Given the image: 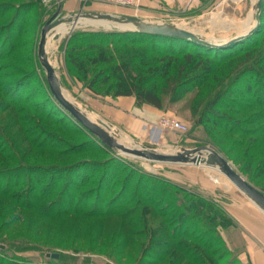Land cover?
Masks as SVG:
<instances>
[{"label":"rangeland","instance_id":"rangeland-1","mask_svg":"<svg viewBox=\"0 0 264 264\" xmlns=\"http://www.w3.org/2000/svg\"><path fill=\"white\" fill-rule=\"evenodd\" d=\"M81 1L82 6L101 4L102 12L105 13L116 15L127 13L122 7L113 4ZM255 2V0H217L214 5L207 6L205 3L195 8H185L171 13V21L159 22L178 24L193 30L211 42H221L244 33L247 28L249 29V26L254 22L253 5ZM55 4L57 5L55 1H52L45 6L37 0L36 7L32 9V12H28V9L22 10L16 24L18 25L17 33L11 35L14 38L8 35V32L11 33V31L1 29L13 12L7 9L4 10L3 16H0V44L2 46L0 51V187L1 189L6 188V191L11 192L10 195L25 188L27 174L33 172L32 169L22 170V178L7 173L8 169L16 167L19 161L29 167L37 165L50 167L51 164L62 167L77 159L89 158L95 163L92 165L96 170L95 178H93V183L74 192V197L77 199L81 197L82 204L87 203L86 205H88L90 201L92 202L93 196L84 195V191L93 190L99 175L98 172L105 170L108 172V180L113 177L111 185L114 187L111 194L100 197L101 205L104 203L106 206L112 195L120 189L125 175L130 173L132 177L128 183V192L123 195L124 201L119 203L120 199L114 203L109 209V211L113 210L110 216L102 219L68 216L47 220L34 211L28 212L19 209L10 200L0 199V258L6 256L14 258L16 261L55 264L56 262L52 261L57 259L47 256V254L54 253L60 257L58 264H152L157 259H162V264H167L170 247L162 243L164 241V243H168L166 234L174 232L187 246L195 245L194 241L200 239L199 247L201 246L203 253H213L215 255L213 257L219 259V264H249L242 256V231L227 212L226 207L233 200L240 198L247 201V199L220 172L204 166L150 162L118 154L116 151L115 153L120 158L112 163H107L108 156L104 150L97 149L95 145L94 147L90 144L84 146L86 133L77 126L69 114L65 111L61 114L51 106L57 102L49 92L45 72L38 62L37 45L41 28L50 19V13L57 8ZM260 13L262 18L259 32L253 34L249 40L234 45L236 48L233 47L229 50L234 51L246 45L254 46L249 53L248 61L243 64L245 68L242 72L235 76V67L228 66L225 62H219L214 67L215 78L200 88L192 89L180 101L172 103L169 101L167 93L162 95L163 108L157 109L161 116L155 122H148V124L157 127L158 120L165 116L176 119L184 125L185 129L184 131H161L159 137L158 135L152 137L148 132L145 135H134L132 131H127L120 124H115L114 121L97 110L96 103L92 102L91 97L95 98V101L105 97L115 99L110 94L104 95L106 85L116 81L115 75L105 86L96 87L97 94H95L86 88L87 80L80 78L78 70L65 62L66 48L64 45L72 32L121 31L117 27L109 24L105 27L103 24L95 25L90 22L78 23L73 29L70 26H62L63 37L56 45H51L48 48L47 57L65 94L91 117L110 124L111 128L119 133L116 134L118 137L116 140L122 141L121 144L126 146L139 144L167 153L180 149L208 146L226 159L245 180L263 190L264 173L256 178L261 161L264 159V152L259 148L264 150V141L260 143L261 140H259L264 138V109L258 104L262 101V98L258 101V96H262L260 90L261 86H264V8ZM59 17H64V15L61 14ZM4 37L5 40H2ZM110 47L112 48V45ZM104 67V65H97L91 69L92 72H95L98 68L103 69ZM132 70V73L135 74V70ZM219 72H222L226 78L222 87L226 85L231 89H237L242 94L241 96L236 95L238 96L236 97L237 101L228 102L232 105L235 104L237 109L226 111L223 106L219 107L220 115H228V121L225 118H216L215 120L211 117V121L218 124L213 125L211 122L198 124L196 114L191 112L193 102L200 95L208 96L222 89L216 82L217 78H220ZM120 75L128 77L124 68ZM20 77L26 78L21 80L24 81V84L22 83L23 86L21 84L20 90L15 92V94H19L22 91L19 95L21 101L12 107L7 101L9 97L5 96L6 88ZM161 83L159 82L160 85ZM247 87L252 89L250 96L246 92ZM7 95L13 99L18 97L11 91ZM211 97L212 95L209 99ZM91 103L93 106H90ZM45 104L48 106H45L46 109L43 112L45 117L42 118L40 114L36 113L39 108L41 109L40 105L44 106ZM136 106L140 109L142 106L148 105ZM233 107L235 108V106ZM261 114H263L261 119L253 120L256 115L260 117ZM13 115L18 119L13 120ZM23 131H26V134L21 133ZM7 141L12 143L13 147H8ZM39 141L42 142L38 143ZM34 143L36 145H33ZM85 147L95 149H86ZM74 150H78V152ZM107 150L111 149L107 148ZM59 151H74L75 154L64 155V153H58ZM251 157L254 160L251 165H248V159ZM34 173H39L47 180L52 176L57 179L62 177L60 178L61 185L67 175L65 171L61 175L58 170H52L51 174H43L41 171ZM147 175L165 179L170 185H174L175 191L185 190L187 194L183 195V193L177 192L176 196H170L166 193L164 200L157 204L158 207L152 208V213H147L144 207L140 210L138 208V205L141 204L140 200L146 203L147 198H143L140 193H134V191L138 183L141 187L150 179L151 176L147 177ZM78 178V175L70 176L68 181L72 180L74 187L77 185L75 181H79ZM9 182L14 185L11 190L7 186ZM151 182V180L148 181V183ZM59 187L60 185L57 189ZM193 194L202 198V204L210 203L205 205L207 213L210 217H214L217 223L216 226L209 227L206 232L200 235L197 230L189 228V226L192 227L189 220H181L182 214L186 213L185 205L192 199L195 201L194 198H190V195ZM177 205H180V209L176 207ZM174 206L177 209L173 208ZM143 210L145 213H141ZM120 213L125 214L126 217H121ZM199 222L201 221L198 220L197 224ZM177 223H184L183 227L187 224L190 225L182 230L174 231V227L178 226L175 225ZM182 225L179 224V226ZM151 227H154L153 231H155L152 237L155 235L159 237L157 241L155 239L152 241L153 243L156 241L155 244H150L151 242L148 240L151 237ZM188 232L191 233V237L183 238ZM34 244H40L43 248L34 250V247H31ZM146 245L148 248L144 250ZM13 247L16 249L13 250ZM205 247H207L206 251ZM200 248L197 247V249ZM181 264H188V262L181 261Z\"/></svg>","mask_w":264,"mask_h":264},{"label":"trees","instance_id":"trees-1","mask_svg":"<svg viewBox=\"0 0 264 264\" xmlns=\"http://www.w3.org/2000/svg\"><path fill=\"white\" fill-rule=\"evenodd\" d=\"M36 2L37 0H19L17 2L13 0H0V16H3L5 12L4 10L7 9H10L13 12L7 23L2 26L1 29L4 28V30L11 31V33L8 32L9 36L17 33L18 25L16 24L18 22V17L21 11L24 9H28V12H32V9L36 7ZM39 2L41 3L40 0ZM263 8L264 1H262V9ZM56 9H54V11L50 13L51 16L56 12ZM261 18L262 16L260 13L258 27L253 32V34L259 32V29L261 27ZM253 34L240 42L223 48H209L195 42H191L187 39L145 35L133 31H77L72 32L65 41V62L78 70V72L80 73V78L85 81L87 80L86 88L95 94H97L95 89L96 87L105 86L109 82L110 78L115 75L116 81L110 85H106L107 87L104 91V95L110 94L114 98L133 97L136 105H148L161 110L163 108L162 95L167 93L170 98L169 101L172 103L180 101L192 89L200 88L203 85L208 84V82L212 78H215L216 71L214 70V67L219 62H225L226 64H228V66L235 67V76L242 72L245 68L243 64L248 61V57L250 55L249 53L252 51L254 46L246 45L241 48H237V50L234 51L229 50L235 47L234 45L249 40V38H251ZM11 37L14 38V36ZM2 40H5V37ZM110 45H112V48L110 47ZM1 49L2 46L0 44V51ZM241 55L244 56V59ZM97 65H104L105 67L103 69L98 68L95 72H92L91 68ZM123 68L125 69L128 77L120 75V72ZM132 69L135 70V74L132 73ZM223 73L226 74V72ZM218 74H220V78H217L216 82H218V85L221 86L223 85V82L226 78H224L225 75H222V72H219ZM23 79L26 78H17L15 81L10 83V86L6 88L5 96L6 98L9 97L7 101L8 104L12 107L16 106L21 101L19 95L20 93H22V91H20L19 94H15V92H18L20 90L21 84L24 82L21 81ZM159 82H162L161 85L159 84ZM221 88L222 89L218 92L209 94L208 96L200 95L198 99L193 102V109L191 110V112L193 114H196V117L198 118L196 122L198 124L203 122H211V124L213 125L216 124L217 122L215 123L214 121H211V117L215 118V120L216 118H225L228 121V115H220L221 113L219 107L223 106L224 108H226V111H235L237 109V106L235 104L232 105L228 102L237 101L236 97L238 96L236 95L241 96V92L237 89H231L228 86L226 87V85H224L223 87L221 86ZM10 91L14 95L18 94V97L14 99L12 97L10 98V96L7 95V93ZM246 92L250 96L252 94V89L250 87H247ZM260 94L262 96H258V101L261 98L262 101H260V103H256H258L262 107V109H264V86H261ZM210 95H212V97L209 99ZM45 106L47 107L48 105H40L41 109L39 108V110H37L38 113L35 112L36 114H40L42 118L45 117V114L43 113L46 109ZM51 106H53L54 109L56 108L61 112V114H63L64 110L57 103H54L53 105L51 104ZM233 106H235V108ZM262 116L263 114H261L260 117L256 115L253 120H259ZM15 117L16 118H14L13 115L12 119L17 120L18 117ZM69 117L72 118L70 115ZM72 120L81 130L86 133V143L84 144V146L90 144L93 145V147L95 145L99 150H104L105 154H107L108 156V159L106 161L107 163H112L120 158L115 153V151L107 150V147L103 145L96 137L91 135L73 118ZM21 133L26 134V131H23ZM259 140H261L260 143H262L264 141V138H260ZM41 142L42 141H39L38 143ZM46 142L48 143V141ZM33 145L36 144L34 143ZM7 146L11 148V146L13 147V144L7 141ZM44 146L48 145L44 144ZM93 147L85 148L95 149ZM259 148L260 151L264 152L261 147ZM74 151L78 152V150ZM74 151H59L58 153H64V155L73 153L75 154ZM109 151L110 153H108ZM253 160V157L249 158L247 162L248 165H251ZM93 164H95L94 161L89 158L77 159L73 163L62 167L55 164H51L50 167L38 165L29 167L28 165L22 163V161H19L16 167L8 169L7 173H11L14 176L17 175L19 178H22V170H25L27 168L28 170L32 169L31 171L33 172L28 173L26 177L27 185L24 189L18 191L17 193H14V195H10L11 192L6 191V188L1 189L0 187V199L10 200L19 209L28 212L34 211L38 213L40 217L43 216L47 220L61 219L68 216L87 217L94 219L105 218L106 216H110V214L112 213L113 210L109 211V209L114 203H116L120 199L121 200L119 201V203L124 201L123 195L128 192V183L130 182L132 176L130 173H128V175H125L126 177L123 179L120 189L116 193H114V195H112L110 202L107 203L106 206H104V203H102L103 205H101L100 197L101 195L106 196L107 194H111L112 189L114 188L111 185L113 177L108 180V172L105 170L101 172L99 171L94 189H88L87 191H84V195H91L93 196L94 200L92 202L90 201L88 205H86L87 203L82 204V201L80 199L81 197H78V199L75 198L74 192L90 183H93V178H95L94 174L96 173V170L92 166ZM52 170H58L61 175L64 171L67 172L62 185L60 179L62 177H58L57 179L55 177L53 178L52 176L49 180H47L44 179V177H41L39 173H34L41 171V173L43 174H51ZM263 173L264 159L261 161L259 172L257 173L256 178H258ZM75 175L79 176V181H75L77 185H74L73 187V181H68V178ZM149 176L151 175H147V177ZM149 180H151L152 182L148 183ZM149 180L141 187L138 183V185L135 186L134 191V193H140L143 198H147L146 203L143 202V200H140L141 204L138 205V208L140 210L142 209V207L146 208L147 213H152V208L158 207L157 204L164 200L166 193H168L167 195L170 196H176L177 192L183 193V195L187 194L185 193V190L175 191L174 185H170V183H168L165 179L151 176ZM16 184L18 185L19 183ZM59 185L60 187L59 189H57ZM7 186L10 190L14 187V185L10 182L7 184ZM261 191L264 192V189ZM191 197L194 198L195 201H193L192 199V201H189L187 205H185L184 209L186 213L182 214L183 217L181 216V220H189L192 226H189V228L192 230L194 229L195 231L197 230L198 235H200L206 232L209 227L216 226L217 223L216 219L214 217H210V215L207 213L205 205H209L210 203L208 204L205 202V205L202 204V198L195 194L190 195V198ZM166 206L168 207V205ZM179 206L180 205H177L176 207L180 209ZM176 207L174 206L173 208ZM141 213H145V211L143 210ZM120 214L121 217H126L125 214ZM178 214H180V212H178ZM198 220L201 222L197 224ZM179 224L183 225L179 226ZM175 225L178 226L174 227V231H176L177 229L182 230L190 224H187L185 227H183L184 223H177ZM153 230L154 227H151V237H149L148 239L151 242L150 244H155L157 239L159 238L156 237V235L152 237V234H154L153 232H155ZM190 234L191 233L188 232V234H185L183 238H190ZM166 236V241L168 243H164V241L162 244L170 247V256L168 259L169 262L167 264H181V261H187L188 264H219V259L213 257L215 256L213 253H203V249L200 248L201 246L199 247V243L201 242L199 241L200 239H196L197 241H194L195 245L187 246V244L182 243L180 237L174 232L168 233L166 234ZM194 236L197 237L196 235ZM154 239L156 241L153 243L152 241ZM147 245L144 250H147ZM31 247H34V250L43 248L42 246H40V244H34ZM197 247L201 250L197 249ZM15 249L16 248L13 247V250ZM204 250L206 251L207 247H205ZM58 259H60L59 256L57 260L52 262H56L55 264H58ZM156 261H154V263L156 262L157 264H162L163 262L162 259H157ZM0 264L35 263H30L23 260L16 261L14 258L12 259L11 257L3 256L0 258Z\"/></svg>","mask_w":264,"mask_h":264},{"label":"water","instance_id":"water-1","mask_svg":"<svg viewBox=\"0 0 264 264\" xmlns=\"http://www.w3.org/2000/svg\"><path fill=\"white\" fill-rule=\"evenodd\" d=\"M262 1L256 0L253 5L255 11L254 22L244 33L235 35L221 42H211L193 30L187 29L174 23L151 22L143 19L127 16L113 15L105 12H79L60 18L58 5L56 12L43 25L40 30V38L37 45V59L45 72V79L49 92L57 104L67 112L77 123L86 129L91 135L96 137L107 148L118 152V154L127 155L136 159H142L162 164H181V165H205L206 167H217L218 171L264 215V192L253 186L245 180L231 164L220 156L216 151L208 146H199L192 149H180L179 152H160L154 149L144 147L139 144H133L134 147H128L119 143L115 137L109 133L110 124H106L99 119L92 121L88 113L79 107L72 100L67 98L62 90L59 78L50 64L47 57L46 42L47 37L55 31L58 26L71 25V29L78 24L79 20H88L92 22H106L115 27L124 28L121 31H133L139 34L153 35L160 37H177L187 39L209 48H223L248 38L256 30L260 20ZM55 33L51 34L50 41L53 45L59 41ZM203 154H206L204 156ZM3 248V246H1ZM52 259H57L58 254H47Z\"/></svg>","mask_w":264,"mask_h":264},{"label":"crops","instance_id":"crops-1","mask_svg":"<svg viewBox=\"0 0 264 264\" xmlns=\"http://www.w3.org/2000/svg\"><path fill=\"white\" fill-rule=\"evenodd\" d=\"M216 2L217 0H139L136 8H123L127 13L122 14L145 21L165 22L171 21V13L185 8H195L205 3L210 6ZM55 3H57V7L61 4L59 15L62 14L64 17L79 12H102L101 4L82 6L81 0H56ZM60 30L62 32L63 28ZM91 100L96 103L98 111L114 121L115 124H120L127 131H132L134 135H145L148 132L152 137L160 136L161 131L148 124V122H155L161 116L159 110L149 106H142L138 109L133 97H117L115 99L105 97L100 98L101 101L99 99L95 101V98L91 97ZM90 106L93 104L91 103ZM226 207L227 212L235 220L243 234L242 256L249 264H264L263 213L248 200L240 198L231 201Z\"/></svg>","mask_w":264,"mask_h":264},{"label":"built area","instance_id":"built-area-1","mask_svg":"<svg viewBox=\"0 0 264 264\" xmlns=\"http://www.w3.org/2000/svg\"><path fill=\"white\" fill-rule=\"evenodd\" d=\"M42 5H49L52 1H56V0H40ZM85 1H97L100 3H109V4H113L116 5L118 7H122V8H136L138 6L139 0H83ZM157 128L160 131H165V130H177V131H184V125L182 123H180L179 121H177L174 118H170V117H161L158 120V125Z\"/></svg>","mask_w":264,"mask_h":264},{"label":"bare ground","instance_id":"bare-ground-1","mask_svg":"<svg viewBox=\"0 0 264 264\" xmlns=\"http://www.w3.org/2000/svg\"><path fill=\"white\" fill-rule=\"evenodd\" d=\"M256 1V0H255ZM113 15H115V14H113ZM60 18H63V17H60ZM88 22H90L91 24H103V25H105V27H106V25L107 26H109L106 22H92V21H88V20H79V22L78 23H80V24H86V23H88ZM62 26H71V25H61V26H58L56 29H55V31H53L52 33L54 34L55 33V35H56V37H57V39L58 38H62L63 37V33L61 32V30H60V28L62 27ZM76 26V25H75ZM108 28H110V27H108ZM119 29H124V28H119ZM51 33V34H52ZM51 34L47 37V42H46V50H48V48H50L51 47V45H53V43H51V41H50V36H51ZM190 41V40H189ZM191 42H193V41H191ZM198 44V43H197ZM67 98H69L67 95H65ZM70 99V98H69ZM71 100V99H70ZM74 102V101H73ZM88 117H89V119H91L92 121H94V119H93V117H91L90 116V114H88ZM109 133L113 136V137H115V138H118L117 137V135L116 134H119L118 132H116L115 130H114V128L112 129L111 127L109 128ZM119 140V139H118ZM119 143H123L122 141H118ZM128 147H134L133 145H128ZM176 152H179V150H177ZM167 153V152H166ZM204 156H206V154H203ZM200 166H204V167H206L205 165H200ZM211 168V167H210ZM212 169H215V170H217L218 171V169H217V167H212ZM219 172V171H218Z\"/></svg>","mask_w":264,"mask_h":264}]
</instances>
